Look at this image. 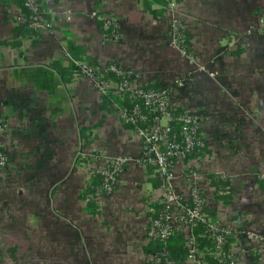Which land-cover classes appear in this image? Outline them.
I'll return each mask as SVG.
<instances>
[{"label": "crops", "instance_id": "obj_1", "mask_svg": "<svg viewBox=\"0 0 264 264\" xmlns=\"http://www.w3.org/2000/svg\"><path fill=\"white\" fill-rule=\"evenodd\" d=\"M42 3L50 30L22 35V8L0 0V111L11 120L2 141L11 170L0 172L1 264H149L162 183L141 165L135 131L77 67L70 74L84 59L118 63L136 86L157 83L175 109L198 116L205 150L190 161L192 174L176 166V190L192 182L232 233L241 264H264V0ZM175 21L204 71L190 74L171 47ZM39 67L55 73L53 92L27 78ZM119 157L129 161L116 190L87 194L93 171ZM210 177L230 183L231 204L215 197Z\"/></svg>", "mask_w": 264, "mask_h": 264}, {"label": "built area", "instance_id": "obj_2", "mask_svg": "<svg viewBox=\"0 0 264 264\" xmlns=\"http://www.w3.org/2000/svg\"><path fill=\"white\" fill-rule=\"evenodd\" d=\"M26 7L30 11V27L37 33L48 32L51 24L47 18V11L42 0H26ZM114 37V36H113ZM184 32L174 24L171 43L176 49L187 52ZM79 74L90 79L103 96L113 95L123 97L130 95L132 100L142 99V104H135L132 110L120 108L114 104L116 115L124 123L136 125L135 133L142 141L141 165L154 167L155 177L162 183L163 193L161 202L166 208L157 217L151 218L147 230L148 244L155 241L166 243L175 232L182 231L186 235L189 255L183 263L170 260L164 250L154 255H146L149 264H211L204 253L197 250L194 228L201 224L208 232L209 240L215 245L217 264H241L240 258L233 251L229 238L232 233L219 226L216 220L205 211V200L199 188L194 187L188 200L180 199L173 189V171L177 165L190 170V162L186 165L188 156L196 149L204 146L200 132V120L197 115L186 110L181 116L175 117V108L171 102L170 91L144 90L130 80L131 74L124 71L121 66L112 62L109 67L101 64V68L89 65L88 60L74 61ZM104 69V71H103ZM106 73H113L117 80L108 78ZM152 116L150 125L140 127L138 123H147ZM177 121L181 126V137L172 129V123ZM11 120L8 115L0 111V172L11 170V162L3 148L2 141L9 131ZM128 159L119 157L111 159L107 165L93 171V175L102 176L99 194H112L120 181ZM191 203V204H190ZM229 246V252L225 248ZM3 252L0 247V257ZM1 264V261H0Z\"/></svg>", "mask_w": 264, "mask_h": 264}, {"label": "trees", "instance_id": "obj_3", "mask_svg": "<svg viewBox=\"0 0 264 264\" xmlns=\"http://www.w3.org/2000/svg\"><path fill=\"white\" fill-rule=\"evenodd\" d=\"M13 1H15L25 13V22L20 23L19 26L16 28V31L22 35H25V34L35 35L37 32L34 31L30 27V15L31 14L28 8L26 7V0H13ZM101 27H102V24H101ZM111 32L112 30L111 31L109 30V31H106L105 34L111 37L113 35ZM115 35L116 33L113 36ZM184 35L186 37L185 44L187 47V42L189 43V40L185 32H184ZM88 62L91 67L101 68V63H99L97 60L88 59ZM116 64L121 66L118 63ZM106 65L107 67H109L111 63H107ZM53 68L60 70L57 64H55ZM75 69H76V66L71 67V69L69 70L71 75L73 72H75ZM122 69L130 73L128 70L124 69L123 67ZM25 74L27 78L30 79L33 83H35L41 90H46L49 92H53L55 90V84H54L55 73L52 72L50 69L43 68V67L32 68V69L27 70ZM106 76L108 78L118 81L116 75L113 73H106ZM130 80L133 82L132 74L130 76ZM141 88L146 91L147 90H155V91L162 90V88L158 86L157 83H152V84L150 83L149 85L145 87H141ZM103 102L105 103L104 106L108 109V111H111V110L115 111L116 109L113 108L114 104H117L120 108H126L128 110H132L136 103L142 104L143 101L142 99L132 100L130 98V95L126 94L120 98L113 96V95H108V96L104 95ZM184 112L185 110L175 109V117L181 116ZM151 121H152V116L149 118L147 123H144V124L138 123L137 125L140 127H146L147 125L151 124ZM125 125L130 127L133 130L136 129V125L132 123H125ZM172 129L178 137H181V126L176 120L172 123ZM204 150L205 148L203 146L202 148L196 149L193 153H191L185 162L186 165H188V163L194 158L199 157ZM210 180H211V187L215 189V197L219 201L224 202L225 204H231L232 203V190L230 188V183L221 177H210ZM102 181H103L102 176L99 174H95L92 178L91 186H89L87 190V194H96L98 192L99 187L102 184ZM165 208L166 207L164 205H161V204L157 205L155 207L156 211L155 213L152 214L151 218L157 217L156 213H162V211H164ZM205 211L209 213V216L211 218H213L214 220H217L215 212H209L206 209V207H205ZM193 231L196 237L197 250L200 253H204L206 255V258L209 261V263L217 264L218 260L216 259V256H215V252H216L215 245L213 244L211 240H209L208 232L206 231L205 227L201 224H198L194 228ZM231 241H232V236L229 238L230 244H231ZM164 249L168 253L170 260L177 262V263H183L189 255V249L187 246V240H186L185 233L182 231L175 232L173 236L166 243H163L161 241L151 242L150 244L146 246L145 253L146 255H154V254H158ZM224 251L225 253H228L229 246H227Z\"/></svg>", "mask_w": 264, "mask_h": 264}, {"label": "rangeland", "instance_id": "obj_4", "mask_svg": "<svg viewBox=\"0 0 264 264\" xmlns=\"http://www.w3.org/2000/svg\"><path fill=\"white\" fill-rule=\"evenodd\" d=\"M264 20V19H262ZM175 24H177V26H179V28H181L182 30L184 29L182 24H180L179 21H175ZM264 25L260 26L259 27V31L263 30ZM173 31V29H172ZM188 37V36H187ZM189 40V39H188ZM189 43L187 42V52H182L179 49H176L174 46H172V43H171V47L174 49V51L179 55V57L186 63V65L188 66V68H190V74L192 73H195L196 72H199V71H204L205 70V66H204V63H202V60L200 58H198L193 52L191 49H189ZM176 84L178 86H181L183 84V80H180L176 82ZM183 171V170H182ZM181 171L178 172V170H174L173 171V182H172V185H173V189L175 191V193L180 197V199H185V200H188L192 194V190H193V183L192 182H187L189 184V187L188 189H186L185 191H178L176 190V186H177V182L179 181L180 183V179H179V174H180ZM121 178V177H120ZM189 180V179H188Z\"/></svg>", "mask_w": 264, "mask_h": 264}]
</instances>
